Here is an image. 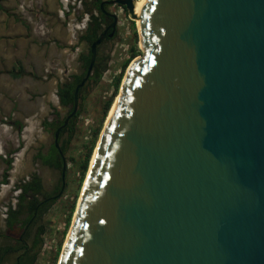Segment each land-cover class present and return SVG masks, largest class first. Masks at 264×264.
I'll return each instance as SVG.
<instances>
[{"label": "water", "instance_id": "water-1", "mask_svg": "<svg viewBox=\"0 0 264 264\" xmlns=\"http://www.w3.org/2000/svg\"><path fill=\"white\" fill-rule=\"evenodd\" d=\"M136 1L101 4L138 20L142 55L102 131L58 264H264V0H144L139 14ZM111 16L55 134L59 151L98 48L115 36Z\"/></svg>", "mask_w": 264, "mask_h": 264}, {"label": "rangeland", "instance_id": "rangeland-1", "mask_svg": "<svg viewBox=\"0 0 264 264\" xmlns=\"http://www.w3.org/2000/svg\"><path fill=\"white\" fill-rule=\"evenodd\" d=\"M0 1L3 4L1 13L8 16L0 21V231L5 229L8 204L16 203L18 192L14 187L20 181H28L35 174L42 180L45 192L52 197L58 196L63 189L33 231L45 229L44 249L36 264H58L61 255L55 258L58 246L62 243L63 249L71 227H66L67 219L70 216L72 224L88 174L87 171L80 180V165L94 140L95 130L102 123L90 164L92 162L120 93L121 86L104 117L123 63L129 59L135 44L141 50L137 22L131 21L127 10L120 5L109 10L117 17L118 30L111 41L100 47L101 54L108 59V68L101 82L87 89L81 106L79 102L81 115L75 134L67 144L63 183V170L43 166L37 157L40 153L46 155L54 144V136L46 129L45 122H52L59 116L63 118L66 114L59 104L58 85L73 74L81 73L78 58L89 53V46L79 41L89 17V13L84 12L85 1ZM64 139H68V135ZM6 160L12 162L8 164Z\"/></svg>", "mask_w": 264, "mask_h": 264}, {"label": "trees", "instance_id": "trees-1", "mask_svg": "<svg viewBox=\"0 0 264 264\" xmlns=\"http://www.w3.org/2000/svg\"><path fill=\"white\" fill-rule=\"evenodd\" d=\"M79 1L80 3H84L85 1L84 12L89 13L86 28L79 37V41L81 43H85L89 46V53L87 55L81 54L78 58L81 73L73 74L66 81L61 82L58 85L57 96L59 99V104L62 110L66 112V114L63 118H60L59 116L52 122H45L46 129L50 131L54 137L57 130L62 127L66 118L73 111L75 90L86 77V73L90 64V46L94 41L98 39L104 22L102 17H98L97 15L98 12L101 13L100 3H102L104 0H88L89 3L87 0ZM123 8L126 9L125 7ZM0 10L3 11V8L1 6ZM111 40L112 39H107L104 41V43ZM100 47L98 48V55L92 75L86 82L85 86L79 92L80 106L86 99L87 89L90 86L98 85L101 82L104 73L107 71L108 59L103 54H101ZM140 55H142V52L138 48V45L135 44L131 48L129 59L123 63L121 73L114 83V94L106 104L104 117L108 115L112 104L119 93L124 73L130 66L131 62ZM80 115L81 109L79 107L78 112L72 119H70L67 127L62 128L59 139L61 152L53 144L46 155H44L43 153H40L38 155L37 160H39L43 166L49 167L54 170H61L62 172V158H66L67 144L75 134L76 123ZM101 127L102 123L95 130L94 140L92 141L91 146L86 153L85 159L80 165V180L84 179L88 171L90 160L93 154V149L95 147L96 140L99 137ZM66 135H68V139L65 140L64 137ZM11 162V160H6V163L8 164H10ZM14 189L16 192H18L16 203L15 205L8 204L6 208V218L4 220L5 229L3 231H0V264H36L38 256L44 249L45 229L40 228L35 233H33V231L37 221L47 211V209L50 207L51 202L55 200L54 197L56 196L52 197L45 192L42 180L35 174L28 181L22 180L17 183ZM39 197H42L43 199L40 200ZM70 225L71 217L69 216L67 219L66 227H70ZM61 251L62 243H60L58 246L55 258H57L58 254H60Z\"/></svg>", "mask_w": 264, "mask_h": 264}, {"label": "flooded vegetation", "instance_id": "flooded-vegetation-1", "mask_svg": "<svg viewBox=\"0 0 264 264\" xmlns=\"http://www.w3.org/2000/svg\"><path fill=\"white\" fill-rule=\"evenodd\" d=\"M105 1H108V0H104L103 2H105ZM102 2V3H103ZM102 3H100V10H101V13H99L98 12V17H102V19H103V25H102V30H101V33L100 34H102V33H104V32H107V36L113 31L110 27L113 25V23L115 22V19L111 16V15H114V14H112V13H110V8L112 7V6H108V5H105L104 7H103V9L101 8V4ZM114 6V5H113ZM85 11V10H84ZM95 12H96V10H95ZM86 13V12H85ZM117 26H118V21H117V24H116V27H115V36H116V34H117V30H118V28H117ZM86 28V27H85ZM85 30V29H84ZM100 36V35H99ZM114 36V37H115ZM107 39H109L108 37L106 38V40ZM98 55V54H97Z\"/></svg>", "mask_w": 264, "mask_h": 264}, {"label": "bare ground", "instance_id": "bare-ground-1", "mask_svg": "<svg viewBox=\"0 0 264 264\" xmlns=\"http://www.w3.org/2000/svg\"><path fill=\"white\" fill-rule=\"evenodd\" d=\"M143 5H144V0H137L134 3V11H135L136 14H139V12H140V10H141ZM137 23H138V20H137ZM113 108H114V106H113ZM113 108L111 109L110 114H111ZM110 114H109V117H110ZM107 121H108V119H107ZM93 159H94V156H93ZM93 159H92V162H93Z\"/></svg>", "mask_w": 264, "mask_h": 264}, {"label": "crops", "instance_id": "crops-1", "mask_svg": "<svg viewBox=\"0 0 264 264\" xmlns=\"http://www.w3.org/2000/svg\"><path fill=\"white\" fill-rule=\"evenodd\" d=\"M0 6L2 7L3 6V4L1 3V1H0ZM4 17H8L6 14H4V13H1V11H0V21H4L5 20V18Z\"/></svg>", "mask_w": 264, "mask_h": 264}]
</instances>
